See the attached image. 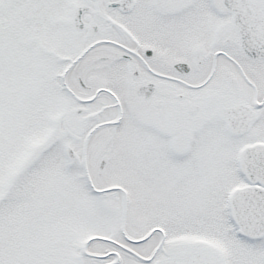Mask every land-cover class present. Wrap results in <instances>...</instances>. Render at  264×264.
<instances>
[{"label": "flooded vegetation", "instance_id": "obj_1", "mask_svg": "<svg viewBox=\"0 0 264 264\" xmlns=\"http://www.w3.org/2000/svg\"><path fill=\"white\" fill-rule=\"evenodd\" d=\"M71 2L55 13L67 28L55 36L63 51L49 54V85L61 100L44 145L65 141L68 162L86 170L91 147L96 199H146L144 188L160 184L163 156L187 170L211 151L238 150L232 166L241 184L234 190L264 188L255 172L264 153L251 151L264 146V52H245L232 20V11L251 9L253 23H264V0ZM197 166L204 172L209 164ZM131 215L136 249L76 264L183 260L204 243L178 241L167 219L158 224L159 239L147 234L146 218L161 222L156 207Z\"/></svg>", "mask_w": 264, "mask_h": 264}, {"label": "rangeland", "instance_id": "obj_2", "mask_svg": "<svg viewBox=\"0 0 264 264\" xmlns=\"http://www.w3.org/2000/svg\"><path fill=\"white\" fill-rule=\"evenodd\" d=\"M71 3L0 0V264H76L86 260L84 248L87 254L132 251L129 218H137L131 212L139 216L155 207L161 222L146 218L152 225L147 234L159 239L158 224L167 219L178 241L210 244L220 264H264V238H241L226 211L225 197L241 184L232 166L238 150L211 151L187 170L163 156L160 184L144 188L146 199L103 203L91 191V147L85 170L64 159L65 141L44 145L61 100L48 78L49 54L63 51V38L55 36L67 28L55 13ZM202 163L209 164L204 172Z\"/></svg>", "mask_w": 264, "mask_h": 264}, {"label": "water", "instance_id": "obj_3", "mask_svg": "<svg viewBox=\"0 0 264 264\" xmlns=\"http://www.w3.org/2000/svg\"><path fill=\"white\" fill-rule=\"evenodd\" d=\"M251 12V9L232 11V20L241 35L243 50L249 54L264 52V41L260 39L264 37L260 36L264 34V23H253ZM65 155L72 158L71 150L66 149ZM262 169V176L259 175V178L264 181V168ZM228 207L240 235L255 240L264 236V189L250 187L237 190L230 196ZM158 264H220V260L211 246L201 244L183 260H166Z\"/></svg>", "mask_w": 264, "mask_h": 264}]
</instances>
